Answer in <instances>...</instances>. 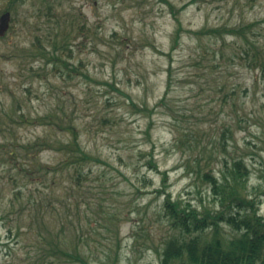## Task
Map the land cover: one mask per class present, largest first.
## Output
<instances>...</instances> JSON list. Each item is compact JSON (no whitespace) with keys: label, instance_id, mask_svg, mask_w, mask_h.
Wrapping results in <instances>:
<instances>
[{"label":"rangeland","instance_id":"374dc122","mask_svg":"<svg viewBox=\"0 0 264 264\" xmlns=\"http://www.w3.org/2000/svg\"><path fill=\"white\" fill-rule=\"evenodd\" d=\"M6 11L0 264H66L52 252L56 245L83 250L90 264H160L170 232L156 193L161 173L173 200L213 208L210 185L187 168L205 147L216 155L214 173L224 160L242 158L249 193L261 195L264 72L241 53L248 43L264 50V0H0V15ZM55 19L69 37L57 48L70 68L63 78L31 55L36 37L53 50L47 36ZM178 21L186 32L171 52ZM233 27L245 29L248 43L229 33ZM201 29L208 34L192 33ZM169 73L171 89L157 106ZM54 113L66 116L82 148L101 161L85 168L80 189L73 170L59 168L55 142L72 134L51 130ZM195 135L199 146L190 150Z\"/></svg>","mask_w":264,"mask_h":264},{"label":"trees","instance_id":"16d2710c","mask_svg":"<svg viewBox=\"0 0 264 264\" xmlns=\"http://www.w3.org/2000/svg\"><path fill=\"white\" fill-rule=\"evenodd\" d=\"M18 1V0H15ZM174 13V12H173ZM75 21H71L73 25ZM62 22L55 19V24L49 27L50 35L47 41L52 47V51L41 44L39 37L33 42L31 55L34 58H41L51 63L53 71L63 78V72L70 69L68 63L62 60L57 54L58 46H63L67 37ZM252 25L247 26V29ZM82 30V29H80ZM244 28L233 27L230 34L244 37ZM186 32L180 22L173 34L172 52L178 48L182 33ZM220 36V30L215 31ZM196 36H205L208 34L206 29L192 31ZM52 37L62 38L61 44H57ZM222 39V37H220ZM247 47L242 48L245 60L254 69L264 72V50L256 43H248ZM67 48V46H64ZM236 56H239L236 54ZM36 60V59H35ZM171 89V75L167 76V86L164 97L157 106L164 104V98ZM66 116L54 113L49 118L51 130L71 132L72 139L66 142L56 141L57 151L62 155L61 166L73 170L72 174L76 180V186L80 189L84 181L87 180L85 168L92 163H101L98 157H95L85 151L77 140L76 129L73 125L64 124L63 119ZM151 128V124L149 125ZM190 139L189 149L193 150L199 146L200 138ZM182 136L178 140L181 142ZM224 139V135H222ZM177 141V145L183 148ZM49 147H54V142L49 141ZM214 150H207L205 147L202 152L194 156V164L187 163L190 172L197 175L203 182L210 185L211 193L214 198V207L201 205V207L184 204L180 200H173L167 193V174L161 173L160 187L157 189L159 195H163L161 212L165 222L170 230L167 238L163 242L160 251V264H255L264 254V216L260 213V204L264 201V190L260 196H253L248 191V182L251 171L242 158L224 160L223 167L217 172H213L212 163L216 158ZM201 156V157H200ZM148 165L157 170L153 161ZM90 168V167H89ZM192 168V169H191ZM45 170V169H44ZM48 170V169H46ZM57 170L54 168L53 171ZM264 178V177H263ZM112 218H116L113 214ZM1 220V217H0ZM226 228L230 230L229 236L225 234ZM84 241L82 236H78ZM55 257H61L66 264H90L86 259L83 250L76 249L70 252L67 249L59 248L52 250ZM106 258V256H105Z\"/></svg>","mask_w":264,"mask_h":264},{"label":"water","instance_id":"95a60500","mask_svg":"<svg viewBox=\"0 0 264 264\" xmlns=\"http://www.w3.org/2000/svg\"><path fill=\"white\" fill-rule=\"evenodd\" d=\"M10 14L5 13L0 17V37H3L9 28Z\"/></svg>","mask_w":264,"mask_h":264},{"label":"flooded vegetation","instance_id":"af4514ba","mask_svg":"<svg viewBox=\"0 0 264 264\" xmlns=\"http://www.w3.org/2000/svg\"><path fill=\"white\" fill-rule=\"evenodd\" d=\"M255 264H264V254L256 261Z\"/></svg>","mask_w":264,"mask_h":264}]
</instances>
